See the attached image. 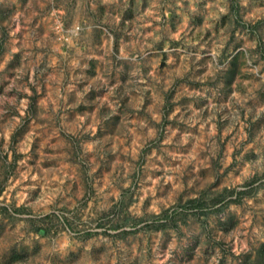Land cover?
Masks as SVG:
<instances>
[{
  "label": "rangeland",
  "instance_id": "rangeland-1",
  "mask_svg": "<svg viewBox=\"0 0 264 264\" xmlns=\"http://www.w3.org/2000/svg\"><path fill=\"white\" fill-rule=\"evenodd\" d=\"M0 264H264V0H0Z\"/></svg>",
  "mask_w": 264,
  "mask_h": 264
}]
</instances>
